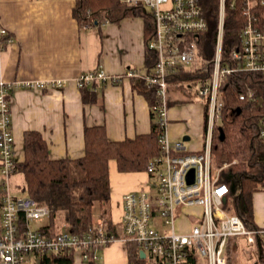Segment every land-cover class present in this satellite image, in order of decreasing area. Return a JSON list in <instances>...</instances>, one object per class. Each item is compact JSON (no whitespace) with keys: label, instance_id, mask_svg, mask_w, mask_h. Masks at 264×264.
<instances>
[{"label":"built area","instance_id":"2783aa9c","mask_svg":"<svg viewBox=\"0 0 264 264\" xmlns=\"http://www.w3.org/2000/svg\"><path fill=\"white\" fill-rule=\"evenodd\" d=\"M142 2L151 12L153 32L146 47L155 53V62L148 73L140 74L131 68L120 74H108L98 65L84 72L78 79L92 82L118 83L123 78L144 79L155 86L156 97L151 106L155 115L159 153L146 165L149 180L142 188L122 194L120 215L121 239L133 242L143 251L145 264H226L229 238L243 236L250 245L264 227L247 229L242 219L227 210L230 187L222 179L227 162L214 166L211 158L213 129L221 120L226 97L221 90L228 74L234 71H259L264 74V24L253 27L249 20L239 34V48H222L225 0H219L215 47L208 59L199 51V32L206 29L200 0H126ZM264 3V1H263ZM252 2L247 3L250 8ZM233 6V2L229 3ZM264 23V21H263ZM198 75L178 80L193 86L202 100L204 143L197 151L187 150L182 141L168 133L169 76L178 72ZM62 86V80L52 82H14L0 80V172L4 190L0 205V262L27 264L26 255L40 252L62 253L72 250L83 261L98 258L97 250L108 246L118 235L106 225L105 217L82 234L68 228L54 236H47L32 227V222L48 217L46 205L37 204L27 196H13L7 179L17 159L11 130L9 89L13 86ZM239 98L256 101L253 92L241 93ZM227 113L226 117H230ZM259 135L264 138V119ZM24 215V230L18 226L19 214ZM161 228V229H160Z\"/></svg>","mask_w":264,"mask_h":264},{"label":"crops","instance_id":"0c3cea01","mask_svg":"<svg viewBox=\"0 0 264 264\" xmlns=\"http://www.w3.org/2000/svg\"><path fill=\"white\" fill-rule=\"evenodd\" d=\"M75 2L0 0V80L7 83L63 81L62 86L12 85L9 89L7 97L17 161L24 158L23 133L27 130L41 133L52 159L81 157L85 126L103 125L111 140L133 138L150 131V106L147 98L132 86V78L125 77L118 83L98 82L97 99L87 104L83 103L77 85V79L84 72L98 65L108 74H120L128 68L147 73L144 16L129 15L118 22L82 28L73 16ZM167 94L170 137L182 141L187 150H200L204 143L202 100L196 96L193 86L179 81H170ZM193 136L195 141L187 146ZM16 174L9 175L8 190L13 196H24L18 190ZM109 180L107 212L118 239L97 250L94 264H129L127 243L120 238L121 198L126 191L144 187L149 176L145 170L120 172L116 162L110 160ZM4 181L0 172V201ZM252 204L256 225L264 227V186L253 193ZM46 223L47 217L31 225L38 229ZM63 229L61 226L60 230ZM238 237L231 238L229 243L234 256ZM26 259L27 264H36L39 253L28 254ZM68 264L89 262L73 254V261Z\"/></svg>","mask_w":264,"mask_h":264},{"label":"trees","instance_id":"16d2710c","mask_svg":"<svg viewBox=\"0 0 264 264\" xmlns=\"http://www.w3.org/2000/svg\"><path fill=\"white\" fill-rule=\"evenodd\" d=\"M75 1L73 16L82 28L102 25L103 22H118L129 15H140L145 20V45L151 37L152 15L142 2L130 4L125 0ZM249 1L252 5L247 8ZM263 1L225 0L223 49L239 48V34L249 20L253 27L262 28ZM232 2L233 6L230 7L229 3ZM200 6L207 25L198 34L199 51L210 59L215 47L219 0H200ZM145 48V67L148 73L154 65L155 53L146 46ZM207 73L209 68L200 74L180 71L168 79L185 80ZM98 82L102 81H81L78 88L84 104L96 101ZM132 86L147 98L150 106L151 126L146 134L111 140L103 125L85 126L84 154L74 159H52L48 144L39 131L27 130L23 133L24 158L16 162L10 176L22 173L24 196L48 207L50 215L47 223L38 228L42 234L54 236L61 231V226L82 234L102 216L106 218L107 228L113 231L114 226L107 212L110 201L109 161L114 160L120 172L141 171L159 153L155 115L151 110L156 97L155 86L139 78H132ZM221 90L226 97V105L222 110L221 120L213 129L210 148L212 163L214 166L228 163L221 176L230 187L227 207L229 213L238 215L247 229H258L254 221L252 195L264 186V138L259 135L260 121L264 119V74L259 71H234L225 78ZM248 90L253 92L256 101L239 98L241 93L245 94ZM227 113H231L229 118L226 117ZM19 215L18 226L24 230V215ZM231 238L226 246V264H237L233 252L229 250ZM254 244L257 262L264 264V242L261 234L256 235ZM127 256L129 264H145L139 256L138 246L133 242L127 243ZM72 261V250L62 253L40 252L36 264H68ZM88 262L94 264L92 258Z\"/></svg>","mask_w":264,"mask_h":264},{"label":"rangeland","instance_id":"374dc122","mask_svg":"<svg viewBox=\"0 0 264 264\" xmlns=\"http://www.w3.org/2000/svg\"><path fill=\"white\" fill-rule=\"evenodd\" d=\"M185 80H187V79H185ZM181 81H183V80H181ZM185 117L188 118L190 116L185 115ZM192 135H194L195 139H196V135L195 134H192ZM194 136L191 138L192 140L187 142V146H189L190 143L195 141ZM16 176L17 177H15L14 179L16 181H18V184H19L18 190H19L21 195H25V193L22 190V188L24 186L22 175H21V173H17ZM261 238L264 242V233L261 234ZM235 249H236L235 250V252H236V254H235L236 262L235 263H237V264H259L257 262V256H256V250H255L256 245L255 244L250 245L249 243H247L245 237H243V236L238 237L237 246Z\"/></svg>","mask_w":264,"mask_h":264},{"label":"water","instance_id":"95a60500","mask_svg":"<svg viewBox=\"0 0 264 264\" xmlns=\"http://www.w3.org/2000/svg\"><path fill=\"white\" fill-rule=\"evenodd\" d=\"M220 129V128H219ZM144 256V253L143 251H140V257H143Z\"/></svg>","mask_w":264,"mask_h":264}]
</instances>
